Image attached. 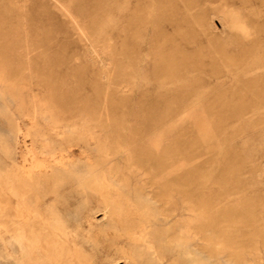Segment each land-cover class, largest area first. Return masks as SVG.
I'll list each match as a JSON object with an SVG mask.
<instances>
[{"label":"rangeland","instance_id":"374dc122","mask_svg":"<svg viewBox=\"0 0 264 264\" xmlns=\"http://www.w3.org/2000/svg\"><path fill=\"white\" fill-rule=\"evenodd\" d=\"M31 149L67 164L37 205L71 226L59 261L13 219ZM0 183V264H264V0H0Z\"/></svg>","mask_w":264,"mask_h":264},{"label":"bare ground","instance_id":"6f19581e","mask_svg":"<svg viewBox=\"0 0 264 264\" xmlns=\"http://www.w3.org/2000/svg\"><path fill=\"white\" fill-rule=\"evenodd\" d=\"M21 142H23V141H21ZM26 149H27V147H26ZM55 150H57V149H55ZM31 151H32V153H34V155L43 158V159H39V161H38L40 164V167H42V169L39 172H37V173L33 172L31 168L27 169L26 166L23 165L24 164L23 163L20 167L16 168L17 174L16 173L14 174L13 172H8V174H7L8 178L6 180V185H7V190H8V194L10 196V199L12 201H16L17 204L23 205V207H24L23 211H21L18 206L15 208L14 214H13V219L20 218V220L22 221V227L21 228L25 234L24 237H29V242L31 243V245L33 247H35L36 249L37 248L43 249L46 252V254L50 260L59 261V260H62L64 258V256L68 253V250L65 248V245L62 243L63 240H61V239H65V238L69 237V234H70L69 229L71 226H69V225L63 226V225L57 223L55 221V218L45 216L44 212L39 211L37 205H38V201H39V184L41 182H45L48 180H49V182L55 181L56 172L60 169L64 171L67 168V164L65 163V159L62 156L59 158L55 157V153L53 151H49L48 153L46 152V154L42 153L41 151H35L32 149H31ZM23 155H25V154H23ZM21 158H23V157H21ZM38 162H37V164H38ZM13 163H15V161ZM114 178H117V182H121V183H122V181L123 182H126V180L128 181V178H118L116 175H114L112 177H109L108 175H102L100 177V179H98V180L95 178H91L87 183V187L90 190L94 191V193L96 192L100 195L101 200H102L103 204L106 206L107 210H109L113 215H115L118 220H120L124 215H127V216L131 215L133 217H137L138 219L140 218V220L138 222H134V224L132 226L130 225V226H127L126 228H124V234L131 240L132 243L136 244L139 242V237H143L142 235H138L137 232L142 231V228L145 225V223L147 222L148 217L137 212V211H140V209H141V208H139L138 205H135L134 209L132 210L133 214H130L131 207H130L129 201H127V200L123 201L124 207H121V206L119 207V204H121V203H119V199H120L119 198V192H120L119 190L120 189L117 188L113 184L112 179H114ZM150 180H152V177ZM139 193L141 196L142 194L145 193V189L141 187L139 189ZM140 196L138 197L139 198L138 200H140V198H141ZM52 200L53 199L51 198V201ZM149 204H152V196L150 197ZM117 207L119 208L118 211L115 210V208H117ZM40 210H41V208H40ZM195 213H196V217H195V219H192V221H191V224L194 225V228L190 227V228H188V230L191 231L192 237H199V226L198 225H199V221H200V217H199L200 207L196 208ZM31 217L33 218V220L36 221V223H37L36 227H35V225L29 224ZM86 217H88V216H86ZM65 222L66 221H64V223ZM76 224H78V223H76ZM17 231H18V229L15 227V223L12 220L11 221V228H10L9 232L12 234L13 237H15L17 234ZM4 232H5V230H4ZM6 242H8V240ZM4 243L5 242H3V244ZM9 244H11V243H9ZM4 245H6V244H4ZM70 248H72V247H70ZM74 250H75V248H74ZM71 260H73V259H71Z\"/></svg>","mask_w":264,"mask_h":264}]
</instances>
